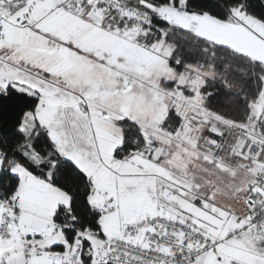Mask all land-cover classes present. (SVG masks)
<instances>
[{"label": "snow or ice", "instance_id": "6c2138e0", "mask_svg": "<svg viewBox=\"0 0 264 264\" xmlns=\"http://www.w3.org/2000/svg\"><path fill=\"white\" fill-rule=\"evenodd\" d=\"M0 264H264V0H0Z\"/></svg>", "mask_w": 264, "mask_h": 264}]
</instances>
